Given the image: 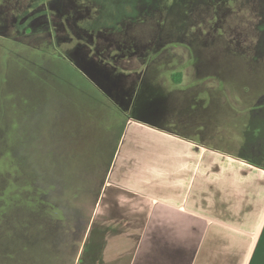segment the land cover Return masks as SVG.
<instances>
[{"label": "rangeland", "instance_id": "rangeland-1", "mask_svg": "<svg viewBox=\"0 0 264 264\" xmlns=\"http://www.w3.org/2000/svg\"><path fill=\"white\" fill-rule=\"evenodd\" d=\"M52 1L0 0V33L40 46L26 49L11 41L16 51L12 57L2 49L8 40L0 41V264H69L80 225L87 222L89 226L92 221L98 226L99 222L101 228H88L89 244L79 250L82 253L85 248L86 254L80 264H89L97 230L113 223L116 214L110 209L114 206L110 200L120 188L139 186L123 171L127 168L124 159L131 157L121 154L115 173L105 184L109 212L83 221L89 207L85 197L94 193L95 177L105 172V178L109 170L104 163L114 138L104 131L97 114L89 112L94 106L88 97L97 89L71 58L75 53L87 60L90 49L81 47L74 52L83 34L79 24L94 29V40L101 38L97 30H110L115 42L122 41L129 48V40L135 45L129 49L120 46L117 53L116 64L123 71L118 80L123 78L120 83L126 87L140 78L136 72L144 70L153 55L155 60L180 55L184 64L195 45L204 48L223 43L264 60V0H182L189 6L185 15L173 5L175 0H69L68 4L58 0L59 5H67L61 15L52 8ZM67 15L71 16L68 20ZM177 23L179 28L174 25ZM106 41L103 37L98 42L104 48ZM169 42H177L179 47L169 50ZM60 51L71 56L73 64L59 58L56 54ZM220 54L202 49L199 58L211 63V68H222L228 79L222 84L228 92L224 88L221 94L205 98L199 90L205 85L199 78L189 91L174 90L170 101H161L166 109L162 115L175 119L171 128L231 154L134 122L137 128H128L126 137L147 143L155 139L162 148L160 140L167 139V148L180 154L177 160L169 158L168 172L159 179L164 192L172 196L169 199L175 201L169 203L179 208L163 207L144 232H139L142 221L132 222L130 217L124 230L116 228L117 235L100 231L104 239L100 246L101 238L97 241L103 254L101 264L120 256L114 264H242V259L234 262L232 255L249 235L250 247L245 242L239 252L243 261L248 259L264 225V170L237 156L248 154L253 160L264 161V129H260L264 103L250 110L238 108L247 105L240 100L246 84L253 89L249 99L262 96L264 67L248 71L243 61L232 65ZM25 59H42L53 76L46 70L38 76L26 67ZM151 68L162 71L156 64ZM193 70L194 65L186 68L185 83ZM167 73L163 71L160 77L151 74L150 78L166 85ZM104 74L109 83L117 85ZM190 93L198 95V104L182 98ZM253 103L257 105V101ZM98 184H103L102 177ZM41 195L51 208H42ZM128 213L132 211L124 216Z\"/></svg>", "mask_w": 264, "mask_h": 264}, {"label": "trees", "instance_id": "trees-1", "mask_svg": "<svg viewBox=\"0 0 264 264\" xmlns=\"http://www.w3.org/2000/svg\"><path fill=\"white\" fill-rule=\"evenodd\" d=\"M67 1L69 0H66V2ZM52 2H53L52 8L55 7L58 11L57 14L61 15V13L64 10L63 8L67 6L66 3L59 5L61 3H59L58 0H53ZM173 5L176 6V8H180L184 15L188 13L189 6L184 4L182 0L173 1ZM172 10L173 9L171 8L169 14L172 12ZM70 17H71L70 15H67L65 19L68 20L70 19ZM179 24L177 23L174 25L177 26V28H179L180 27ZM79 25H80L79 27L81 28L80 31H82L81 33L83 34H80L81 39H78L77 46L74 52L78 53L81 47L88 48L89 46L90 49L89 50L86 49L88 53V57L86 60L81 56L79 57L76 56L75 53H71L72 57L71 56L70 57L76 60L75 61L76 64L78 62L79 67L85 68L87 72H89L90 78L98 85L100 84V87L103 89V90L99 89V87L97 88L95 86L96 84L89 79L90 84L97 89V92L94 93L93 96L88 97V99L92 102V105L94 106L92 108H89V112L93 116L97 114L99 121L104 128V131L108 134L112 133L114 138V143L112 145L111 152L107 154L108 156H106V161L104 163V167L108 166L110 171L108 170L105 178H104L105 172H102V175H100L99 177H95L94 180L96 183L95 185L96 188H94V193L87 194L86 196H88L89 198L85 197L89 207L87 208L86 215L85 213H83L82 216L83 221L84 220L90 221V219L93 220V218L98 219L99 215L105 216V214L109 212L108 207L106 206L109 203L108 202L109 188L105 184L107 179L113 176V174L115 173V168L119 164L121 154L127 153V155L131 157L130 159H126V161L124 159L123 161L124 167L127 168L124 169L123 171L127 176L139 182V186H136V188L132 187L134 185H129L124 188L118 189L117 197H114L112 200H110V202L114 204V206L110 208L111 211L114 210L116 211L114 212V214L115 213L116 214L113 218V223L108 225L106 224L105 229L97 230L99 234L97 238L94 240V242H92L91 254L88 258L89 264H101L100 260L102 259L103 254L101 253L98 247L102 245L104 239L100 237L101 234H103L100 231H105V232L113 231V234L117 235L115 232L116 228L117 227L119 228L120 226L121 229L124 230V228L127 227V224L131 223V220L129 219L130 217L133 218L132 222L142 221L143 224L141 223L140 225H138L140 227L139 232L140 230L144 232L146 231L150 223L154 220V217L156 216V213L158 212L160 205L169 202L175 204V201L169 199V197L172 198V196H168V194L164 192L165 188H163L162 185H160L159 179L164 177V175L167 174L168 172L166 168L168 167L167 164L171 162L169 158H173L171 156H174L176 157L175 159L177 160L180 154H177L176 152H171L170 151L171 148H167L168 145L164 143L167 142V139L160 140L162 141L161 144L164 146L162 148L158 145V143H155V139L154 140L152 139L151 143H147L143 141L141 142L139 140L135 141L134 140L135 137L133 136L132 137L129 136L128 138L126 137L128 128L136 129L137 128L135 125L136 123H144L158 130L164 131L166 133L174 134L179 137H182L188 141H192V142L195 141L194 143L197 142L196 143L197 145L200 146L205 145L207 147L210 146L211 149H215L219 152L224 151L223 153L227 154L228 152L226 150L210 145L205 139L200 141L197 140L193 135H187L180 131H177L175 128H171L172 126H170L169 124L175 123V121H173L175 119L168 118V115H166V117H163L162 114L166 112V109H165V104H163L161 101H165V102L170 101V98L173 97L172 93L174 92V90L179 91V93L180 91H189L190 87H193L194 85L197 84L199 78L202 79V84L205 85L203 87L204 89H199L202 92H204L205 95H203L201 92V96H205V98L210 99L211 97H214L213 93L216 92H219V94H221L224 91V88L225 91L228 92L227 91L228 88L224 87L223 86L224 84H222V82L225 83L228 81L227 77H224V75H222L223 74L222 68H218V67L211 68L210 67L211 63L200 60L199 57L202 49L204 51L212 50V52L215 51L216 53L221 52L219 56H222L226 60L232 61L231 62L232 65L235 64L238 60H241L243 61V65L247 68L248 71L257 69L259 68V66L264 67V60H261L257 56H253L252 54L245 52L243 50H239L235 47H227L221 45L223 43L219 44V46L218 44H216L215 46L212 47L205 46L204 48L203 47L198 48L195 45L194 47L190 48V57L184 64H181L180 55L174 57V55L171 54L173 56L172 58L170 57L171 56L170 55L167 58L158 59V60H155L153 55V57H151V59L149 60L148 65L145 66V69L136 72L137 76L140 78L135 79V83H132L130 87H126L124 83L123 84L120 83L123 80V78L118 80L120 75H123L122 74L123 71L116 64V60L118 56L117 53L120 50V46L124 47L125 49H129L132 46L135 47V45H132L129 42V40H128L129 48L123 45L122 41L115 42L113 39H111L112 36H110L111 35L110 30H104V31L97 30L98 38L99 37L101 38L94 40L92 36L93 35L92 32H94V29L90 30L87 27L81 26V24ZM26 30L27 32H31L32 29L26 27ZM103 37L105 40H107L105 42L106 45L104 46V48H102V46L98 42ZM1 40L2 41L8 40V42H4V44L2 45V49L7 53H9L10 55H12V57L15 55L16 51H15V45L12 44L11 41L22 43L26 47V49L34 50L37 49L38 47L40 48V46L31 43L21 42L15 36L4 35L0 33V41ZM87 42L91 43L90 45L92 47L88 45ZM167 44L170 45V47L167 48L169 50H171L170 48L173 46L174 47L178 46L177 42L175 43L169 42ZM163 49H165V46L162 47V49H158V50H163ZM56 55L63 60H68L71 63L74 62L73 59H71L69 56L67 57L65 54L61 53V51L58 52V54ZM32 60H26L24 62L26 67L30 68L38 76H42V72H41L42 70L44 71L46 70V72L50 76H53V72L50 69H48V66L44 64L42 59H38V60L32 59ZM155 64L160 66L162 71L157 70V72L156 71L154 72L151 67ZM189 65H194L195 70H193V73L191 74V77L188 80V82L185 83L186 81L185 70ZM101 67H103V71ZM163 71L169 72L167 73L169 76V81L167 80L166 85H164V83L162 84L161 83L162 81L159 82L160 80L150 78L151 74H155L156 77H160ZM104 73H106V76H108V79H110L111 81L113 80L117 81V85H113L109 83L107 79H105ZM208 79L210 80L208 81ZM224 79L226 80L224 81ZM105 80L106 82H104ZM159 83L162 85H160ZM152 85H156V86L153 88L151 87ZM136 86L139 87L137 91L135 89ZM236 90H240V89H236ZM252 91L253 89L250 87V85L246 84L245 89L241 91L240 100L242 99L243 103H246L247 105L244 108L241 107L239 108L236 107V108L240 110H245L246 108L247 109L249 108L248 110H250L255 106L256 107L261 106L260 104L264 103V90L261 92L262 96H256L255 99H253V96L250 95L252 96V99L251 97L249 99V93ZM190 94L187 97L182 96V98L189 99L190 101L192 100L194 104H198L199 101H197L198 98L196 97L198 95L194 96ZM258 94L260 95V93ZM254 101L255 102L257 101L256 103L257 105L253 103ZM132 124L134 125L132 126ZM260 129L261 130L264 129V121H262ZM129 144L132 145L131 148H129L130 146L127 148V145ZM144 145H148V146L144 147ZM237 157L245 161H248L252 165L259 167V169L261 170H264V161L253 160L254 158L252 155H248V154L247 156L239 155ZM100 177L103 178V184H101V186L100 184H98ZM42 191L45 190H40V193H42ZM156 195L157 197H155ZM176 197L177 198L175 199L178 200L177 202L180 203V198H178V196ZM40 200L43 205L42 206L43 209L47 210L51 208V204H47L48 200L45 198V195H41ZM119 200L122 202L121 204L119 203ZM85 203H83V206H85ZM129 211H132V213H128V215L125 217L124 215L127 214V212ZM92 223L93 222L91 221L89 223V226L87 224L85 225L84 223H82L78 228L77 232L79 233V237L77 240V248L69 264H76L77 262L80 264L81 260L84 259V256L86 255L85 248L82 253H80L79 250L82 248L83 244L85 245L89 244L90 238L86 237V234L89 231L88 228L89 227L92 228L97 227V229L101 228V226H99V222H98V226L95 224V222L93 224ZM249 232L250 231L248 230L247 234ZM100 238L102 241L98 246L97 241ZM240 242H239L240 247L239 246L236 247L238 251L237 250L234 251V254L232 255L234 262L238 260L241 261V259H243V256H241L239 252L241 251L242 245H244L245 242H246V246H248V248L250 247L249 246L250 236L247 235V237L244 238V241L243 242L240 241ZM114 260L115 259H109L108 261L109 264H114V262L116 261Z\"/></svg>", "mask_w": 264, "mask_h": 264}, {"label": "crops", "instance_id": "crops-1", "mask_svg": "<svg viewBox=\"0 0 264 264\" xmlns=\"http://www.w3.org/2000/svg\"><path fill=\"white\" fill-rule=\"evenodd\" d=\"M168 205L173 208H179L178 206L171 205L170 203H163L162 205H160L158 211H162L163 207ZM157 214L158 212L156 213V216ZM156 216L154 217V220L157 218ZM242 262V264H264V225L263 227H261L260 232H258V237L250 251L248 259L244 261L242 259Z\"/></svg>", "mask_w": 264, "mask_h": 264}, {"label": "water", "instance_id": "water-1", "mask_svg": "<svg viewBox=\"0 0 264 264\" xmlns=\"http://www.w3.org/2000/svg\"><path fill=\"white\" fill-rule=\"evenodd\" d=\"M88 75H89V72H87V70L85 68H82Z\"/></svg>", "mask_w": 264, "mask_h": 264}]
</instances>
